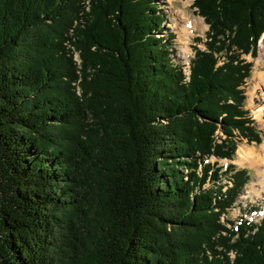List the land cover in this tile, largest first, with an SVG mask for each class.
Here are the masks:
<instances>
[{
	"label": "trees",
	"instance_id": "1",
	"mask_svg": "<svg viewBox=\"0 0 264 264\" xmlns=\"http://www.w3.org/2000/svg\"><path fill=\"white\" fill-rule=\"evenodd\" d=\"M193 5L186 75L155 0H0V264H264V217L221 220L248 170L207 161L261 141L264 0Z\"/></svg>",
	"mask_w": 264,
	"mask_h": 264
},
{
	"label": "rangeland",
	"instance_id": "2",
	"mask_svg": "<svg viewBox=\"0 0 264 264\" xmlns=\"http://www.w3.org/2000/svg\"><path fill=\"white\" fill-rule=\"evenodd\" d=\"M182 1H188L186 4L187 7L183 9L185 12V16H193V18H201L202 22L206 26L205 29L200 30H192L189 35L188 41V53L183 55L181 52V48L183 43L178 40L177 27L182 26L184 23V19L177 18V15H173L176 11L180 12L182 8ZM156 4L160 7L162 14L164 16V30L162 33H159V36H167L168 42L170 43L169 48V56L172 58L173 62L182 66L184 68L185 73L188 74L189 71V62L194 56V48L198 47L204 48V41L206 40V31L208 30V25L204 21L203 17L198 14L196 7L193 5V0H173V2H168V0H155ZM174 12V13H173ZM173 18V19H172ZM177 19V20H175ZM175 20V21H174ZM173 23V25H172ZM264 43V32L260 35L256 43V54L255 56H251L250 54H242V57L250 62L251 70L250 75L246 79L245 84L243 85L244 94H245V104L244 108L249 111L250 116L254 120V126L256 129L260 131L261 141L256 143L254 141L248 142L245 138L235 137L236 147L233 153V158L231 160L222 158L218 159L214 156L210 157L207 161L213 163L217 162L219 166L223 169L228 164L234 165L236 168H245L249 172L248 182L244 185L241 192L237 195L234 203L231 207L227 208L226 212L221 215V220L224 221L227 227H234L240 223L242 219L245 220H255L256 222L261 218L259 215V211H254V209L261 210L264 212V199L262 195L256 196L252 184L257 181L256 171L253 167L247 165L249 161L246 159L243 163L237 162L238 150L241 146H246L252 149H259L260 144L264 139V128L260 125L259 119L256 118V110L260 105L264 104V65H256L259 62L260 57V47ZM75 58L79 62L78 53H75ZM257 71V77L254 76V72ZM253 91L252 96L249 95L250 92ZM251 99V103L249 100ZM262 120H264V115L262 116ZM215 142L219 143L222 139L225 138V135L222 133L221 129L218 128L215 132ZM258 152V151H257ZM185 170H183V173ZM220 184L223 185V189H226L227 186H231V180L222 176L219 181ZM210 182L208 181L205 185L208 186ZM258 195V194H257ZM258 214V215H257ZM230 256L233 257V252L230 253Z\"/></svg>",
	"mask_w": 264,
	"mask_h": 264
},
{
	"label": "bare ground",
	"instance_id": "3",
	"mask_svg": "<svg viewBox=\"0 0 264 264\" xmlns=\"http://www.w3.org/2000/svg\"><path fill=\"white\" fill-rule=\"evenodd\" d=\"M168 2H173V0H168ZM188 1H182V10L180 12L176 11L173 15H177V18L184 19V24L182 26L177 27V33H178V40L179 42L183 43L184 46L181 48V52L183 55L187 54L188 51V41H189V35L192 32V30L205 29V25L202 22L201 18H193V16H185V12L183 9H185L186 4ZM173 19V18H172ZM177 20V19H175ZM174 20V21H175ZM173 25V23H172ZM260 57L259 62L256 65H264V43L260 47ZM189 73V71H188ZM188 75L187 73H185ZM258 72H254V76L257 77ZM253 91L250 92L249 95L252 96ZM264 97V94H263ZM249 103H251V99L249 100ZM256 118L259 119L260 125L264 128V120H262V116L264 115V104L260 105L256 110ZM258 151V152H257ZM249 161V166L253 167L256 171L257 175V181L252 184L251 187H253L255 195L260 196L262 195L264 199V139L262 143L259 146V149L255 150L246 146H241L238 150V156H237V162L243 163L244 160ZM258 194V195H257Z\"/></svg>",
	"mask_w": 264,
	"mask_h": 264
}]
</instances>
